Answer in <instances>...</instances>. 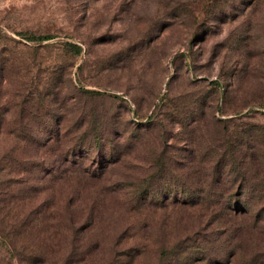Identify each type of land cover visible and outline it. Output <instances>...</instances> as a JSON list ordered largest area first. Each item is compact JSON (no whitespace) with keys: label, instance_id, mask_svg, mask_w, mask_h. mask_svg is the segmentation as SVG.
I'll list each match as a JSON object with an SVG mask.
<instances>
[{"label":"rangeland","instance_id":"rangeland-1","mask_svg":"<svg viewBox=\"0 0 264 264\" xmlns=\"http://www.w3.org/2000/svg\"><path fill=\"white\" fill-rule=\"evenodd\" d=\"M0 264H264V0H0Z\"/></svg>","mask_w":264,"mask_h":264},{"label":"trees","instance_id":"trees-1","mask_svg":"<svg viewBox=\"0 0 264 264\" xmlns=\"http://www.w3.org/2000/svg\"><path fill=\"white\" fill-rule=\"evenodd\" d=\"M49 37H51L49 34H42V35L39 34V35L35 36V39L37 41H39L41 39H46V38H49ZM91 134H92L93 139L97 136L95 127H93ZM227 207L231 208L230 206H227ZM239 207H241V205L239 203H234L233 206H232L233 209H239ZM225 208H226L225 206L222 207V209H225Z\"/></svg>","mask_w":264,"mask_h":264}]
</instances>
